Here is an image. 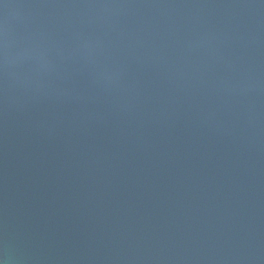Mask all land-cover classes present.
Masks as SVG:
<instances>
[{
  "label": "water",
  "instance_id": "95a60500",
  "mask_svg": "<svg viewBox=\"0 0 264 264\" xmlns=\"http://www.w3.org/2000/svg\"><path fill=\"white\" fill-rule=\"evenodd\" d=\"M0 264H264V0H0Z\"/></svg>",
  "mask_w": 264,
  "mask_h": 264
}]
</instances>
